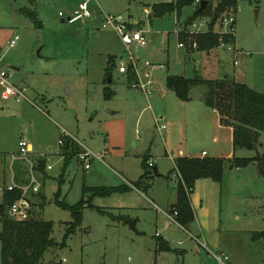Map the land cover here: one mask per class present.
I'll return each mask as SVG.
<instances>
[{"label": "rangeland", "instance_id": "obj_1", "mask_svg": "<svg viewBox=\"0 0 264 264\" xmlns=\"http://www.w3.org/2000/svg\"><path fill=\"white\" fill-rule=\"evenodd\" d=\"M172 1L94 0L90 3L92 19L71 24L64 20L76 10L79 4L76 0H69L67 4L63 0H36L32 6L21 0L18 3L0 0V69L9 74L12 84L26 89V99L4 100L0 83V159H7L11 164L12 154L18 153L19 142L25 139L33 148L30 161H46L44 172L39 170L34 174L29 171L31 164L27 160L14 161L17 176L13 179L16 178L19 185H29L35 176L41 184L38 194L28 193L27 197L42 219L54 224L52 238L57 243L64 242L66 231L74 221L69 210L56 204L59 189L60 201L69 206L85 198L96 207L84 209L81 226L67 239L65 247L46 253L40 264L200 263L191 251L187 232L169 218L168 221L162 212L167 210L164 204L167 189L171 198L174 196V183H158V194H153L150 181L146 189L141 188L146 198L136 191L108 197H94L91 191L85 192L91 188L127 186L128 180L140 177L147 148L152 147L151 154L155 157L156 147H161L152 111L146 108V98L128 88L127 76L119 72V57L126 56V48L113 31L101 28L103 15L121 16L127 22H136L131 20L132 16L143 22L144 32L150 33L147 34L150 45L145 50L134 48L137 58L142 63L148 61L157 66L159 61L169 60L172 66L173 51L182 52L176 48L179 44L174 33L176 16L151 18L144 12L145 6ZM57 3L59 7L55 6ZM31 9L35 15H30ZM187 10L185 14L194 13L193 8ZM59 12H63L65 18L60 17ZM194 14L186 25L201 18H194ZM226 17H233L235 25H224ZM210 19L203 20L208 23V31L187 29L181 34L180 43H184L188 51L200 49L204 53L222 48L220 58L214 55L202 64L207 72L205 77L236 78L264 93V0H239L237 12L223 15L216 23L217 28L216 25L213 28V33L219 37V46L206 49L208 43L199 47V37L209 32ZM140 25H136L138 29ZM191 32L194 34L190 35ZM169 34L170 53L160 55L158 49L167 46H160L159 42L168 41ZM150 35L154 43L149 42ZM227 35L231 36L230 44H224ZM15 36H19L17 45L10 47ZM193 42H197L196 49L192 48ZM110 57L113 58L111 67ZM195 66L183 63L172 73L190 78ZM109 68L112 84L105 83ZM139 68L142 75L148 71L144 64ZM156 70L161 76L155 77L153 73L154 81L157 78L165 84L167 69L158 67ZM106 87L114 92L110 100L104 98ZM67 135L75 140L79 153L72 149L63 151L60 140ZM260 141L262 146L258 151L264 155V133ZM84 149L92 155L88 171L79 160ZM256 154V151H245L242 157ZM70 155L65 167V157ZM11 168H8L9 173ZM3 182L0 162V186ZM133 219L139 220L135 229L127 224ZM223 220L227 229L240 231L238 238L244 248L240 254L252 255V264H264V239L255 235L264 232V178L258 176L255 169L233 172L227 177ZM167 223L169 228H166ZM226 234H223L225 239ZM161 240L169 243L174 252L157 253V243ZM1 248L0 242V264ZM182 250L188 251L181 255Z\"/></svg>", "mask_w": 264, "mask_h": 264}, {"label": "crops", "instance_id": "obj_2", "mask_svg": "<svg viewBox=\"0 0 264 264\" xmlns=\"http://www.w3.org/2000/svg\"><path fill=\"white\" fill-rule=\"evenodd\" d=\"M13 1L15 3H18V0H13ZM21 1H24L25 4L27 5L30 4V6H32L34 5L36 0H21ZM63 1H66L65 4L69 2V0H63ZM176 1L177 0L167 3H176ZM78 2L79 0H76V3ZM55 6L59 7V3H57ZM153 6L154 5L145 6L144 9L145 14L149 15L151 18L157 17L155 16V14H153L152 11ZM189 7L194 9V13L196 12L197 4L195 3L192 6L185 7L182 10L180 17H178L175 13H173V14L165 15L161 18H165L170 15H175L176 16L175 30L177 28H182L184 32L187 29L188 30L193 29L192 31L198 30V32L201 31L206 32V30L208 31V29H206L208 28L207 26L208 23H205L203 20L205 18L210 19L209 17H201L196 22L186 25L187 20L194 14V13L185 14V12L188 11L187 9H189ZM27 8L28 6H25V9ZM21 10H22L21 12L24 11L23 9ZM30 13H31L30 15L36 14V12L32 9ZM131 20L140 23L141 24L140 27L142 31H144L143 22H139L137 19L133 18L132 16H131ZM198 22H200L199 25ZM201 23L204 24L202 25ZM215 28H217V25ZM147 34L145 33L146 37ZM151 35L149 42L154 43V40L151 38ZM170 35L171 34L168 35V41L161 40L159 42L160 46L161 45L167 46L158 49L160 55L162 54L168 55L170 53ZM183 35L180 36L177 35V39L179 43L181 40H183L182 37ZM149 45L150 44H148V46L143 49L144 50L148 49ZM176 48L182 52L181 53L178 52L176 54L173 51L172 66L169 60L164 62L163 61L158 62V65H165L167 69V70L165 69L167 73L164 74V76L166 75L165 84L162 83L161 80L159 79L158 81L156 78L155 91L154 94L151 95L150 97H146L141 92L138 91L147 100L148 106L146 108L152 111L154 126L156 131L158 132L161 142L160 149H158V147H156L155 149L156 152L155 157H153V155L151 154L152 147L149 146L147 148V153H148L147 157L149 159L148 162H152L154 164L153 168L154 169L157 168V172H158V175L154 174L153 178L151 179L152 181L151 192L153 194L155 193L158 194V192L156 191V187L158 183L163 182L165 184L166 182H168L170 185L172 183L176 185V187L174 186L175 187L174 196L171 198L170 191L169 189H167L168 190L166 192L167 199H164L165 208L167 210H162V212L167 217V220L169 218V215L173 216L172 210L177 202V186L179 183V179L177 177V169L175 165L176 159L220 158V159H225L227 161L233 159L234 157L254 158L257 155L256 154L254 157H242L245 151H237V152L234 151V146H233L234 128L222 122V116L220 115V112L217 109H212L206 105L205 98L207 94V87L205 85L194 87L192 89L189 101L180 100L176 96V94L171 90H169L167 87V78L169 76L175 75V76H182L187 78L182 74L172 73V71L174 70H179V67L182 66L183 63L191 64V65L196 64L197 66H199L200 64V68H197V66H195L194 75L187 79H200L205 81L222 82L227 78L235 82H238L236 78L231 79L228 77H222V78L205 77V75H207V72L203 70L202 64L204 63L205 60H207V58L213 57L214 55L217 58H220L221 55L220 50L222 48L212 50L209 53L207 52L204 53L200 49L195 51H188V48H180V49L178 47ZM235 50H237L236 39H235ZM111 56H114L116 58L119 57V55L117 54L115 55L112 54ZM156 71H154V76L155 77H157V75L161 76V74L160 73L158 74ZM132 82L133 79L127 77V87L130 88L131 90H133L131 88ZM160 125H164L165 128L160 130L159 129ZM260 146H262L261 141H260ZM0 162H1L2 176L4 177V182L0 186V188L7 187L8 185L12 184L13 181L14 183L17 184L18 182H16V178L13 179V177L17 176L15 172L16 168L14 167L16 163L13 164V162H11L10 164L9 162H7V159H2V158L0 159ZM9 164L10 166L8 168L12 167L10 173L8 171V168L6 167ZM17 164H21V163L17 162ZM251 168L252 170L255 169L257 175L260 176L259 169L255 165H251L243 169L227 168L224 174L223 183L221 184L214 182L211 179H202L197 181L195 191L191 196L192 208L195 214L194 223L191 226L185 228L182 225H180L177 222V220L174 221L181 226V229L183 228V230L187 232V235H189V238L191 240V246H190L191 251L194 252L195 256H198V260L200 261L199 264H218L215 256H223V255L229 257V261L227 262V264H252V262L254 261V259H252L253 257L252 255L248 256L247 253L240 254L241 252L244 251V248L242 247V244L239 242V238H238L240 231L237 230L231 231L227 229L226 225L224 224L225 222L223 220L224 182L226 181L227 177L233 172H240L241 170H249V169L251 170ZM143 174H144V170L141 172L140 177ZM140 177L134 181L128 180L127 187L130 188L128 192L136 191L137 193L143 195L144 192L142 193V189L136 188L133 185V183L135 184L140 179ZM143 196L145 197V195ZM148 199L150 200L151 198L148 197ZM237 218L239 219L240 217ZM133 221L136 222V226H137L139 220L133 219ZM169 227L170 226L167 223L166 228ZM225 233H227L226 239L223 237V234ZM258 234L259 233H256L255 235ZM260 238H255V239H260ZM261 239L264 238L262 237ZM262 250L264 251V247L262 248ZM187 251L188 250H184V251L182 250L180 251V254L185 255ZM156 252L161 254L162 253L166 254L172 251L161 252L158 249V243H157Z\"/></svg>", "mask_w": 264, "mask_h": 264}, {"label": "trees", "instance_id": "obj_3", "mask_svg": "<svg viewBox=\"0 0 264 264\" xmlns=\"http://www.w3.org/2000/svg\"><path fill=\"white\" fill-rule=\"evenodd\" d=\"M197 1H207L209 5L202 13L199 12L200 6H198L194 18L211 17L210 30L199 37V47L208 43L205 48L212 49L220 44L219 37L213 33V28L218 21H213L215 14L218 13L220 18L225 14L237 11L239 0H177L176 3L154 5L152 11L155 16L159 17L173 13L180 17L185 7L192 6ZM213 5L214 9L212 12ZM230 38L231 36L227 35L224 43L230 44ZM112 59L110 57L109 67L113 65ZM109 78H112L111 83H109ZM105 83H113V75L110 68L107 70ZM200 85L207 87L206 105L212 109H217L222 116V122L234 128V151H256L257 155L254 158L234 157L227 161L220 158L176 159L175 165L181 175V180L177 186V202L173 207L172 213L177 211L176 220L184 227L191 226L195 221L191 196L195 191L197 181L211 179L221 184L227 168L243 169L251 165H255L259 169L260 175L264 178V155L258 153L260 139L264 133V93L258 92L246 84L227 78L222 82L187 79L175 75L167 78L168 89L183 101H189L192 89ZM113 96L114 92L109 87H106L104 92L105 100H110ZM70 149L79 153L75 140L67 137L63 145V151L67 152ZM71 157V155L65 157V167ZM148 160V157L143 160L144 174L134 184L136 188L146 189L147 184L154 176V168L151 169L149 167ZM45 165L46 161L40 160L37 171L44 172ZM129 189L127 186L91 188L86 189L85 192L91 191L94 197H108L115 193L128 192ZM21 197L22 191L20 190H5L3 199L0 202V223H2V232L0 233V242L2 244L1 264H40L46 253L57 247H65L67 239L81 226L84 209H96L92 202H88L85 198L75 206H69L67 203L61 202V191L59 189L56 195V204L65 210H69L74 220L66 231L64 242L59 244L52 238L54 227L52 222L45 221L42 217L41 220H37L35 214L31 219L23 222L8 218V208ZM258 236L264 237V233H259ZM158 249L160 251H173L163 240L159 241Z\"/></svg>", "mask_w": 264, "mask_h": 264}, {"label": "built area", "instance_id": "obj_4", "mask_svg": "<svg viewBox=\"0 0 264 264\" xmlns=\"http://www.w3.org/2000/svg\"><path fill=\"white\" fill-rule=\"evenodd\" d=\"M94 0H81L76 8V10L67 18L63 12H59V16L65 18L64 21H68L69 23H77L84 22L92 19L93 14L90 9V3ZM200 1H197L196 4L200 6ZM137 22H127L121 16L114 15H103V19L101 21V28L108 29L113 31L120 41L123 43L126 48V56H120V66L118 67L119 72L123 75H126L128 78H132L133 82L131 83V88L135 91L141 92L144 96L150 97L154 94L155 91V81L153 79L154 70L158 67L160 69H166L165 65H155L150 62H143L137 58L136 53L137 49H143L148 46V39L145 35V32L141 29L137 28ZM224 25H235V19L233 17L224 18ZM235 32V31H234ZM184 33L182 28H177L175 30V34L180 36ZM194 34L191 32L190 35ZM233 34V33H230ZM19 40V36H15L11 42L10 47H14L17 45ZM225 44V43H224ZM197 42L192 43V48H197ZM179 48H186L184 43L178 44ZM134 48H137L136 51H133ZM118 59V60H119ZM144 64L145 67L148 68V71L142 75L140 73L139 66ZM0 83L2 86V98L4 100H10L12 98H17L18 100L26 99V89L15 86L11 83L9 79V74L5 70L0 69ZM164 125H160L159 129H164ZM68 137L63 136L60 140V145L63 146L65 143V139ZM70 137V136H69ZM65 138V139H64ZM79 155V160L84 164L85 169L88 171L91 167V153L87 152L86 149ZM32 153L31 144L25 140L19 142L18 145V153L12 156V161H21L27 160L30 163L29 171L31 174H34V171H37V167L39 166V161L34 162L30 161L29 155ZM206 154V153H205ZM149 167L152 169L154 164L152 162H148ZM47 169L51 170V167L47 165ZM177 177L179 181L181 180V175L177 171ZM41 184L36 180L35 176L32 177V181L29 185H19V183H13L8 185L5 188H0V199L2 201L5 190L13 191L20 190L22 191V197L15 201L7 211L8 218L14 221H28L35 214V209L32 207L29 198L27 197L28 193L38 194L41 189ZM0 201V202H1ZM177 211L173 212V216L169 215V218L173 221H176ZM218 264H227L229 261V257L227 256H215Z\"/></svg>", "mask_w": 264, "mask_h": 264}, {"label": "water", "instance_id": "obj_5", "mask_svg": "<svg viewBox=\"0 0 264 264\" xmlns=\"http://www.w3.org/2000/svg\"><path fill=\"white\" fill-rule=\"evenodd\" d=\"M208 5H209V3L207 1H202L200 3L199 12L200 13L204 12L208 8ZM218 19H219V14L216 13L215 16H214L213 21L216 22ZM111 82H112V78H109V83H111ZM154 174L155 175H158L157 168L154 169ZM35 217H36L37 220H41V216H40L39 212H36L35 213ZM127 224L130 225V227L132 229H135L136 228V222L133 221V220H128L127 221Z\"/></svg>", "mask_w": 264, "mask_h": 264}]
</instances>
